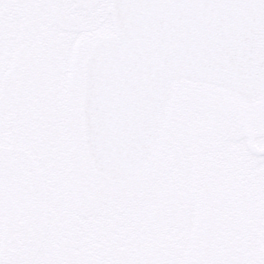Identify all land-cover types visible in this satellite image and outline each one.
<instances>
[{
    "label": "snow or ice",
    "instance_id": "6c2138e0",
    "mask_svg": "<svg viewBox=\"0 0 264 264\" xmlns=\"http://www.w3.org/2000/svg\"><path fill=\"white\" fill-rule=\"evenodd\" d=\"M0 264H264V0H0Z\"/></svg>",
    "mask_w": 264,
    "mask_h": 264
}]
</instances>
